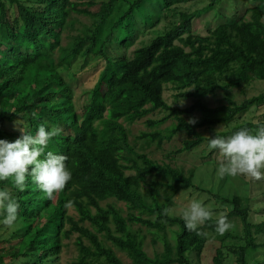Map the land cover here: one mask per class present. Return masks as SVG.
Segmentation results:
<instances>
[{"label": "trees", "instance_id": "16d2710c", "mask_svg": "<svg viewBox=\"0 0 264 264\" xmlns=\"http://www.w3.org/2000/svg\"><path fill=\"white\" fill-rule=\"evenodd\" d=\"M203 1L0 0V139L35 135L42 124L59 128L45 151L66 156L71 172L51 199L30 179L23 191L0 181L20 205L14 225L0 223L9 264H61L69 245L76 254L65 264H200L210 242L218 243L212 264H262L248 254L264 246V221H250L260 212L251 197L214 195L232 208L197 231L170 213L177 190L205 193L208 202L212 192L194 182L196 169L218 166L216 150H200L197 164L178 163L176 154L264 125V113L236 123L264 92L237 100L234 91L264 82V0L241 14L228 12L237 0ZM211 10L214 25L203 34L194 22ZM81 16L90 22H79ZM161 21L158 33L153 28ZM91 74L93 83L77 95L75 87ZM165 89L173 92L170 104ZM210 97L217 98L213 106ZM183 100L191 104L180 107ZM142 118L146 128L132 134L130 125ZM219 124L230 128L207 139L200 131ZM179 133L182 146L167 151L166 162L151 157ZM161 187L173 192L160 199ZM222 216L232 227L220 236Z\"/></svg>", "mask_w": 264, "mask_h": 264}, {"label": "clouds", "instance_id": "9594fccd", "mask_svg": "<svg viewBox=\"0 0 264 264\" xmlns=\"http://www.w3.org/2000/svg\"><path fill=\"white\" fill-rule=\"evenodd\" d=\"M60 134L61 129H49L42 124L35 135L23 132L14 141L0 139V181L11 180L16 189L23 191L30 179L46 199L53 198L71 179L66 156L45 151L49 142ZM208 148L222 157L217 169L222 177L264 178V125H259L255 133L242 128L228 138L215 136L209 140ZM19 208L13 193L0 188V223L8 227L14 225ZM182 217L187 230L197 231L211 219L212 213L201 201L194 200L183 209ZM231 227L226 216L216 221V232L220 236Z\"/></svg>", "mask_w": 264, "mask_h": 264}, {"label": "rangeland", "instance_id": "374dc122", "mask_svg": "<svg viewBox=\"0 0 264 264\" xmlns=\"http://www.w3.org/2000/svg\"><path fill=\"white\" fill-rule=\"evenodd\" d=\"M203 0H199L200 2V6H203L205 4V2ZM232 2V3H231ZM228 6H230L228 9L230 11L235 10L236 13L241 14L244 11V8L246 6L249 5H253L259 2V0H237L235 1V3H233V1H231ZM199 4V3H197ZM226 11V12H227ZM213 12L209 11L207 12L205 15H200L199 17H197L195 19L194 22V27L197 28L201 33L205 34L206 33V27L210 26V25H214V22H210L212 20L213 17ZM79 22L81 23H89L90 20L82 17L79 18ZM75 26H78V23L75 24ZM165 26V22L161 21L158 25H156L153 30H156L158 33L162 32V30L164 29ZM2 26H0V30H1ZM149 31V30H148ZM148 31L146 32L147 35L145 34V37L148 38L152 37V33H148ZM132 49V48H131ZM94 74H91L90 76H85V83L83 81H79V86L75 87V92L77 95L81 94L83 89L87 88L85 85H91L93 83L94 80ZM235 91V97L237 100H240L242 98H250L251 96H258L261 92H264V82H259V81H254L252 82L250 85H248L245 89V93L241 94L238 90H234ZM173 92L169 89H165L164 93H163V98L170 104L173 101V97H172ZM218 99L222 98L223 94L219 92V94L217 95ZM217 98H212L210 97L207 101L208 105H214L216 102ZM264 101V99H263ZM263 101H257L256 103L252 104L248 110L237 116V124H241L244 123L248 120L254 122L256 119H253V117H257V115H260L262 113H264V102ZM191 104V100H183L181 102L178 103V105L180 107H185ZM151 114H149L148 116H150ZM166 115V113L162 112L158 114V117ZM144 119L142 118L138 121H135L134 124L130 125L131 129H132V134L135 133L136 131H140V130H144L146 127L144 125ZM170 121H166L164 124H162L160 127L164 128L165 126H167L169 124ZM235 123V122H234ZM11 128H15V127H10ZM230 127L229 126H224L223 124H219L217 126H214L212 129H208L206 127L200 129L201 133L204 135V137L207 139L209 137H211L213 134L219 132V131H226L228 130ZM184 137V134L179 133L177 135H175L171 141L166 142L163 144V147L161 149H154L153 152L151 153V157L155 158L157 161H160V159L164 160V162H166L165 160H167L165 157H163V155L165 153H167V151L173 150V149H177L179 147H181V141L182 138ZM208 144L207 142H203L201 144V146H199V148L194 149L192 151L189 152H182L179 154L175 155V161H177L178 163L180 162H185L186 163H200V160L198 159V153L200 150H208ZM215 162H217L218 166L222 161V157L220 156V154L216 151L215 153L212 154L211 156ZM213 164H209V166H207L205 169H200L197 168L196 169V173H195V178H194V182L196 184H198L201 187H204L208 190H210L211 193V197H209V201L205 202V200L207 199V194L203 193L202 195L199 194V192H193L190 194L189 190L186 191V193H181L180 191L174 195L172 201V206L170 209V213L171 214H175V215H180L182 216V211L185 207H187L192 201L196 200V199H200V201H203L202 203L204 204V206H206L207 208L210 209L211 213H212V217L215 215L216 217H219L223 212H227L230 211V209L232 208L231 205H227L225 203H223L222 201L217 200L216 198H214V195L217 196H221V197H232V196H239V197H251L252 199H250V206L252 209H254L255 211H259V214L256 213H251L250 214V221L252 223H260L262 221H264V210H261L264 208V178L259 179V180H252L251 181V176H245V175H238V176H221L218 172V166L213 167L214 172H211L209 170H211V168L209 169L208 167H211ZM188 165H186L187 167ZM217 175V176H216ZM221 176V177H220ZM217 177H220L222 179H218ZM241 177V178H240ZM158 179L162 180L160 176L157 177ZM154 179V175L150 174L146 176V180L145 182L142 184V190L144 191L147 188V183L149 184V182L151 180ZM159 193L160 195L158 196L160 199L163 198V192L167 191V193L171 194L173 192V190H167L164 189L163 187L159 188ZM184 194V195H183ZM205 202V203H204ZM104 204V203H103ZM117 206H120L121 208L124 209V205L117 203ZM73 210H70V213H72ZM126 213V210L122 212V215L124 216ZM151 217H155L154 213H151ZM135 227V226H134ZM133 227V228H134ZM237 231V230H236ZM3 230L0 229V233H2ZM150 238L151 235L147 234V241H146V245L149 246L150 243ZM218 243H208L205 250H204V254H203V258L201 260L200 264H212V256H213V252H214V247L217 246ZM211 247V249H209L208 247ZM6 248V244L5 242L0 241V264H9L10 262V258L9 256H7L6 254H4L5 252H3V250ZM213 248V249H212ZM75 248L73 245H69L66 249H63L61 254H60V263L61 264H65L67 262H69L72 258L75 257ZM249 254V258H253L254 261H262V264H264V246L255 249V250H249L248 252ZM123 258L127 261V257ZM24 262V261H23ZM24 264V263H23Z\"/></svg>", "mask_w": 264, "mask_h": 264}]
</instances>
